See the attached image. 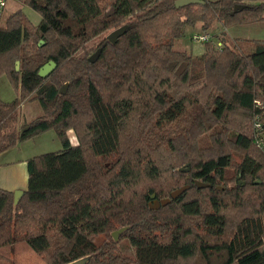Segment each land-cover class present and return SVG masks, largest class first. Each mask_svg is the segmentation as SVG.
<instances>
[{"label": "trees", "instance_id": "obj_1", "mask_svg": "<svg viewBox=\"0 0 264 264\" xmlns=\"http://www.w3.org/2000/svg\"><path fill=\"white\" fill-rule=\"evenodd\" d=\"M13 1L40 23L21 10L0 17V76L18 95L0 99V154L48 130L62 150L27 161L17 204L0 189V264H264V155L252 128L259 116L264 131V40L225 31L264 24V0ZM215 25L201 56L174 50L187 28ZM27 101L41 115L18 129ZM184 186L149 209L151 195ZM119 229L133 257L94 240Z\"/></svg>", "mask_w": 264, "mask_h": 264}, {"label": "rangeland", "instance_id": "obj_2", "mask_svg": "<svg viewBox=\"0 0 264 264\" xmlns=\"http://www.w3.org/2000/svg\"><path fill=\"white\" fill-rule=\"evenodd\" d=\"M15 5L12 1H8L7 7L5 9V12L3 16L1 17V21L3 23L4 19L8 17L15 9ZM21 13L24 15V17L33 25L37 26L40 21V15L33 11L28 6H22ZM249 31H238L239 29L235 27L234 29L229 32L231 38L233 37H243L245 38H251V39H258V40H264V24L262 25H253V27H249ZM222 28L220 25H215L213 28L207 30V31H201L199 27H196L194 29H186L182 38L176 40L174 42V50L179 52H185L187 54H193V55H200L204 51L203 44L195 43L193 42L190 37L193 33L200 34L202 32L208 33L209 35H217L221 32ZM225 29H223L224 31ZM226 31V30H225ZM227 32V31H226ZM228 33V32H227ZM110 34V33H109ZM108 34V35H109ZM107 35V36H108ZM242 38V37H241ZM42 42V43H41ZM215 42V41H213ZM97 41H95L93 44L96 45ZM43 44V41H39L38 45L41 46ZM93 54V51L91 55ZM82 53L79 54L81 56ZM19 63V62H18ZM19 71V70H18ZM4 76L6 81L0 82V99L3 102H11L13 99L18 97L16 94L14 88L8 81L7 77L5 75H1L0 78ZM41 115V109L39 108L38 104L36 102H23L21 108H20V116L17 121V128L22 124H27L30 122L33 118ZM67 138L69 139V142L72 146H75L78 144V140L72 130H69L67 133ZM12 152H14L15 158H29L32 156H39L47 153H53L58 152L62 150V145L57 137L56 133L53 130H48L44 133H41L33 138H30L28 140H25L22 143L17 144L14 148L11 149ZM6 153V152H5ZM2 155V154H0ZM235 159L238 160V157L236 156ZM6 167V165L0 164V169ZM231 174V170L227 171V175ZM243 184V183H242ZM27 186V183L25 184ZM152 205V202L149 203ZM112 232L108 235H98L95 237V241L98 244H102L106 241L111 242ZM114 240V239H113ZM115 241V247L117 251H119L121 254L127 256V257H133L134 251L131 247L128 239L123 238L121 236V233L117 235V239Z\"/></svg>", "mask_w": 264, "mask_h": 264}, {"label": "water", "instance_id": "obj_3", "mask_svg": "<svg viewBox=\"0 0 264 264\" xmlns=\"http://www.w3.org/2000/svg\"><path fill=\"white\" fill-rule=\"evenodd\" d=\"M198 0H177L175 2V7L176 8H179V7H182L184 5H188V4H193V3H197ZM244 6H241V5H236L232 11V15L234 13H236L238 10H241ZM126 29V26H122L114 31H112L108 36H107V40L111 43V44H115L116 40L118 39V37H120L124 31ZM42 43V42H41ZM101 53V50L98 49L96 50L89 58V62L90 63H94L99 55ZM55 66L56 64L50 60L48 61L46 64H44L39 70H38V73L37 75L40 77V78H45L46 76H48L54 69H55ZM15 70L18 71L19 70V63L16 62L15 64ZM66 92V86H63L60 90V94H64ZM189 169H182L181 171H188ZM195 186L198 188V189H201V188H209L210 185H206V184H202L200 182H195L194 183ZM188 189V186H184V187H181V188H178L176 190H174L173 192L170 193V197L169 198H164V199H161V200H155L154 198V195H151L150 198L152 200V205L149 204V209L150 210H157L159 209L161 206H166L170 203L171 200H174L176 199L178 196H180L183 192H185L186 190ZM22 193L20 191H15L13 193V203L14 204H17L19 198L21 197ZM124 229H119L115 232L112 233V237L114 240L117 239V235L119 233H121ZM86 260L84 259H81V260H78V261H75V262H72V263H69V264H85Z\"/></svg>", "mask_w": 264, "mask_h": 264}, {"label": "crops", "instance_id": "obj_4", "mask_svg": "<svg viewBox=\"0 0 264 264\" xmlns=\"http://www.w3.org/2000/svg\"><path fill=\"white\" fill-rule=\"evenodd\" d=\"M8 1H12L14 4H16L14 11L22 10V6H24L23 4L17 3L13 0H8ZM39 23H40V21H39ZM241 28H239V29H241ZM232 29H234V28H230V29L226 30L228 32V34H229V32H231ZM242 29H244V30H238V31H242V32L249 31L248 29H250V28L247 27L246 29L245 28H242ZM193 34H197V33H193ZM241 37H243V35ZM243 38H245V37H243ZM202 53L200 55H193V54H190V55L192 57H199L202 55ZM2 81H6L4 76H2V78H0V82H2ZM13 153L14 152H12V150H9L6 153H3L2 155H0V164L6 165V167H3L0 169V189L10 191L13 193L15 191H20L21 193H23L27 188V186H25V184L27 183V177H28L27 176V161L34 156H32V157L29 156L28 159L27 158H18V157L15 158Z\"/></svg>", "mask_w": 264, "mask_h": 264}, {"label": "built area", "instance_id": "obj_5", "mask_svg": "<svg viewBox=\"0 0 264 264\" xmlns=\"http://www.w3.org/2000/svg\"><path fill=\"white\" fill-rule=\"evenodd\" d=\"M8 0H0V17L3 16L7 7ZM195 43L204 44L210 39L208 33L193 34L190 38ZM252 128L254 131L253 138L256 147L264 155V131L262 128L261 117L255 116L252 121Z\"/></svg>", "mask_w": 264, "mask_h": 264}]
</instances>
